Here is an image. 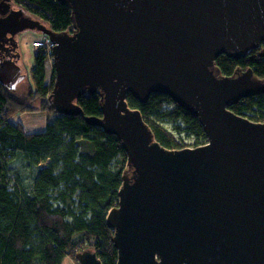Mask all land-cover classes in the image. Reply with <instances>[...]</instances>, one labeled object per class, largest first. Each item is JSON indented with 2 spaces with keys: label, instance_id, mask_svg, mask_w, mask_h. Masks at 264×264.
Here are the masks:
<instances>
[{
  "label": "water",
  "instance_id": "water-1",
  "mask_svg": "<svg viewBox=\"0 0 264 264\" xmlns=\"http://www.w3.org/2000/svg\"><path fill=\"white\" fill-rule=\"evenodd\" d=\"M56 1L70 7L72 32L0 0V51L25 31L55 43L49 98L59 114L82 116L77 101L99 93L101 116L85 120L127 155L106 218L117 264H264V123L229 108L264 94V78L251 67L234 76L215 67L222 54L239 60L264 43V0ZM152 94L196 117L207 144L162 146L127 101ZM77 259L103 264L92 250Z\"/></svg>",
  "mask_w": 264,
  "mask_h": 264
},
{
  "label": "trees",
  "instance_id": "trees-1",
  "mask_svg": "<svg viewBox=\"0 0 264 264\" xmlns=\"http://www.w3.org/2000/svg\"><path fill=\"white\" fill-rule=\"evenodd\" d=\"M12 1L56 32L74 30L68 5L56 0ZM261 51L252 49L239 60L222 54L215 67L224 76L251 67L263 79ZM36 59L34 89L18 94L9 89L12 82H0V264H62L66 257L78 262L77 255L84 250L96 252L103 264H117L114 231L106 218L118 205L122 176L128 169L126 152L116 136L85 120L86 116H101L99 93L85 94L77 101L82 116L55 110L49 98L55 75L46 83L45 58L37 55ZM37 99L41 100L39 109L51 117L44 131L28 134L11 120L27 110H37ZM127 101L141 111L165 148L184 147L167 127L179 136L193 138L197 146L207 142L199 120L170 97L152 94L143 104L129 95ZM229 108L264 123V94Z\"/></svg>",
  "mask_w": 264,
  "mask_h": 264
},
{
  "label": "rangeland",
  "instance_id": "rangeland-1",
  "mask_svg": "<svg viewBox=\"0 0 264 264\" xmlns=\"http://www.w3.org/2000/svg\"><path fill=\"white\" fill-rule=\"evenodd\" d=\"M47 24V23H46ZM49 27V25L47 24ZM45 34L40 33L38 31H25L23 35L20 37V49H21V57L19 58L18 62L16 63V67L18 69H10V77L8 79V83L12 82V89L16 93H24L32 88H35L34 81H33V73L36 69V57L38 54V50L34 49L33 43L34 42H41V40L45 38H49L48 36L44 37ZM45 58V81L46 83H50L54 73V66H53V60L50 57H47L45 55H42ZM9 69L6 68V71ZM5 71V70H4ZM54 73V74H53ZM49 97V95H48ZM41 100L37 99V101L34 102V106L37 107V110L34 111H25L23 113L15 115L11 123L18 126L21 125L23 130L28 133H38L42 132L46 129L48 119L51 117V115L47 114L44 110L39 109L40 108ZM55 116V115H54ZM169 126V125H168ZM174 136L177 138H180L182 141V146H184L182 149L195 147L197 146L195 144V140L191 137H187L185 134H182L179 136L178 134L173 132V130L169 127H167ZM175 137V138H176ZM201 146V145H198ZM78 260V259H77ZM62 264H80L79 262H76L70 257H66Z\"/></svg>",
  "mask_w": 264,
  "mask_h": 264
},
{
  "label": "flooded vegetation",
  "instance_id": "flooded-vegetation-1",
  "mask_svg": "<svg viewBox=\"0 0 264 264\" xmlns=\"http://www.w3.org/2000/svg\"><path fill=\"white\" fill-rule=\"evenodd\" d=\"M32 17L36 18L35 16L32 15ZM25 33V32H23ZM23 33H20L17 36V41L18 44L16 45L17 41H15L14 43H10L9 46L6 47V49L0 51V75L3 76L2 74H9L10 73V69H18L16 67V63L19 60V41H20V37L23 35ZM262 50L264 48H262L261 46L259 47ZM261 53V52H260ZM6 68L9 69L8 71H6ZM5 70V71H3Z\"/></svg>",
  "mask_w": 264,
  "mask_h": 264
},
{
  "label": "built area",
  "instance_id": "built-area-1",
  "mask_svg": "<svg viewBox=\"0 0 264 264\" xmlns=\"http://www.w3.org/2000/svg\"><path fill=\"white\" fill-rule=\"evenodd\" d=\"M54 45H55V43L50 38H45V39L41 40V42H34L32 47L34 49L38 50L37 51L38 54L45 55L47 57L52 58V60H53V58H54L53 57ZM51 47H52V49H51ZM203 145H205V144H203ZM189 147L194 148V146L193 147L189 146Z\"/></svg>",
  "mask_w": 264,
  "mask_h": 264
},
{
  "label": "bare ground",
  "instance_id": "bare-ground-1",
  "mask_svg": "<svg viewBox=\"0 0 264 264\" xmlns=\"http://www.w3.org/2000/svg\"><path fill=\"white\" fill-rule=\"evenodd\" d=\"M208 141V140H207ZM205 144H207V142L205 143ZM201 146H203V145H201ZM197 147H200V146H195L194 148H197ZM186 148V147H185ZM190 148V147H189Z\"/></svg>",
  "mask_w": 264,
  "mask_h": 264
}]
</instances>
